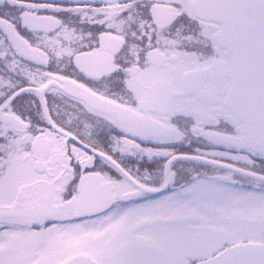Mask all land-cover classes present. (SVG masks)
Returning a JSON list of instances; mask_svg holds the SVG:
<instances>
[{
  "label": "snow or ice",
  "instance_id": "snow-or-ice-1",
  "mask_svg": "<svg viewBox=\"0 0 264 264\" xmlns=\"http://www.w3.org/2000/svg\"><path fill=\"white\" fill-rule=\"evenodd\" d=\"M0 264H264V0H0Z\"/></svg>",
  "mask_w": 264,
  "mask_h": 264
}]
</instances>
